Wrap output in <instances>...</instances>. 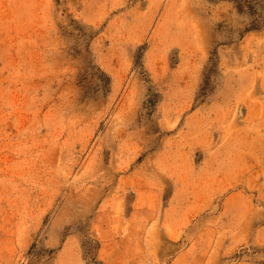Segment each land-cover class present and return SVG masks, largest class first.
<instances>
[{"label": "rangeland", "instance_id": "rangeland-1", "mask_svg": "<svg viewBox=\"0 0 264 264\" xmlns=\"http://www.w3.org/2000/svg\"><path fill=\"white\" fill-rule=\"evenodd\" d=\"M0 264H264V0H0Z\"/></svg>", "mask_w": 264, "mask_h": 264}]
</instances>
